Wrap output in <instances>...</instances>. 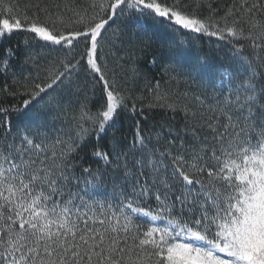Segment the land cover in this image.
<instances>
[{"label":"snow or ice","instance_id":"6c2138e0","mask_svg":"<svg viewBox=\"0 0 264 264\" xmlns=\"http://www.w3.org/2000/svg\"><path fill=\"white\" fill-rule=\"evenodd\" d=\"M149 20L181 39L168 80L136 93L135 47L114 32L105 53L106 34L121 21L146 35ZM203 37L229 66L187 58ZM0 71V95L23 98L0 107V264H264V0H0ZM80 71L101 85L95 112L73 101ZM177 77L196 90L167 87ZM156 110L172 123L146 131Z\"/></svg>","mask_w":264,"mask_h":264},{"label":"trees","instance_id":"16d2710c","mask_svg":"<svg viewBox=\"0 0 264 264\" xmlns=\"http://www.w3.org/2000/svg\"><path fill=\"white\" fill-rule=\"evenodd\" d=\"M185 2H189V0H185ZM224 0H221L223 3ZM147 33L145 34H137L132 30L133 26H125V24L121 21H117L116 24H113L109 29V32L106 34V44L104 52L107 53L109 51L107 47V43L113 39V33L115 32L119 39L116 40L117 46L123 45L125 49H128L130 46L135 47L136 49V60L135 64L140 71V76L135 82V92L140 93L144 90V86L148 84L155 83L157 80L161 81L163 84L164 81L168 80V76L165 75V66L170 64L168 53L170 47L174 46L177 42L180 41L181 36L177 35V33L169 27L166 23L159 22L153 23L152 21H146ZM26 34H14L11 36L10 43L11 46H19V50L23 53L26 49L24 47L23 41L25 40ZM185 40L189 39V37H184ZM3 46H9V41L5 40L3 42ZM143 48V51L140 49ZM33 51L35 53L42 54L43 56H48V50L43 48L42 44H36ZM196 56H201L207 58V60L213 66H219L223 64L225 67L229 66L230 58L227 50L223 47L218 48L217 42L214 38L209 39L207 37H203L196 41L195 46L189 49L187 53V58H195ZM22 59V57H21ZM109 66L113 65V57L108 55L107 57ZM155 59L156 63L153 64L151 61ZM19 63L20 60L14 61L13 66L14 69L19 71ZM43 63V60L41 61ZM131 62H127L125 64V68L123 72L117 69L118 74L121 77L131 75L129 71V64ZM26 70H30V66H26ZM171 75H176V73H170ZM184 77H177V80H173L168 83L167 87L172 90H178L179 92H184L188 90H196V85L188 80L185 83ZM5 83H11V75L5 76L2 71H0V88L4 86ZM95 85V87H93ZM73 88H78L79 91L76 95L73 96V101L79 99L84 100L85 96L89 98V106L93 112H95L100 107V97H101V85L96 83L93 78L86 74L83 71H80L78 75L74 74V84ZM26 98V97H24ZM23 98H13L7 95H0V107H11L12 105L22 104ZM12 117L13 122L16 123V116L14 113H9ZM145 115L148 116L147 121H141L144 125L146 131L150 129L154 124L159 126L160 123H172L171 113L165 114V112L156 110L152 112H145ZM139 119V117H136ZM180 119L179 116L176 118ZM3 120V117L0 116V121ZM57 127H60L59 122L56 124ZM135 126V119L127 114L122 115L119 126L116 129L117 135L121 137L125 142L130 141L133 136V128ZM111 131L109 130V135L107 137L102 138L101 143H104L108 139L111 138ZM95 141H91L89 144L85 145L81 150L80 155L88 157L90 151L92 150V146ZM89 163L92 161L89 159Z\"/></svg>","mask_w":264,"mask_h":264}]
</instances>
